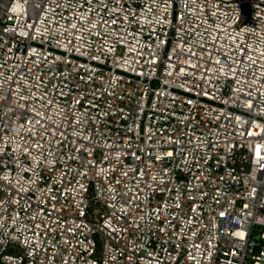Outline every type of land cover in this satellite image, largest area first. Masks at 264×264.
I'll return each instance as SVG.
<instances>
[{
	"label": "built area",
	"instance_id": "2783aa9c",
	"mask_svg": "<svg viewBox=\"0 0 264 264\" xmlns=\"http://www.w3.org/2000/svg\"><path fill=\"white\" fill-rule=\"evenodd\" d=\"M0 264H264V0H0Z\"/></svg>",
	"mask_w": 264,
	"mask_h": 264
}]
</instances>
